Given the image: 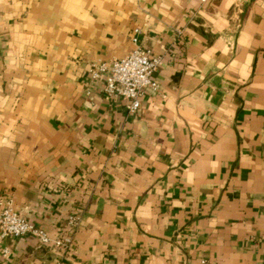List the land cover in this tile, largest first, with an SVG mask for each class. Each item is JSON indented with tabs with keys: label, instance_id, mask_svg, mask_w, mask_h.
Listing matches in <instances>:
<instances>
[{
	"label": "crops",
	"instance_id": "1",
	"mask_svg": "<svg viewBox=\"0 0 264 264\" xmlns=\"http://www.w3.org/2000/svg\"><path fill=\"white\" fill-rule=\"evenodd\" d=\"M134 28L161 61L128 113L87 68ZM4 202L72 241L0 264H263L264 0H0Z\"/></svg>",
	"mask_w": 264,
	"mask_h": 264
},
{
	"label": "built area",
	"instance_id": "2",
	"mask_svg": "<svg viewBox=\"0 0 264 264\" xmlns=\"http://www.w3.org/2000/svg\"><path fill=\"white\" fill-rule=\"evenodd\" d=\"M206 1V0H202ZM131 42L134 47L124 56L109 60L98 59L89 63L87 74L92 79H102L103 94L111 99H124L128 113L136 112L140 107V98L146 87L157 88L152 80V74L158 67L161 58L152 51L138 44V29H133ZM71 225H76V219H70ZM29 235L39 243L51 248H67L72 238L70 235L52 233L34 225L23 214L13 208L8 202L0 207V241L7 237ZM10 249L2 247V258H8ZM201 264H206L204 260ZM264 264V262H263Z\"/></svg>",
	"mask_w": 264,
	"mask_h": 264
}]
</instances>
